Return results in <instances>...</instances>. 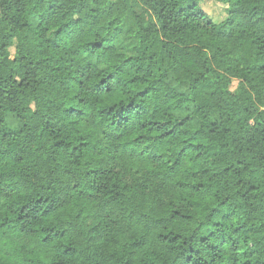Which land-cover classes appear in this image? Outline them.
<instances>
[{"label":"trees","instance_id":"obj_1","mask_svg":"<svg viewBox=\"0 0 264 264\" xmlns=\"http://www.w3.org/2000/svg\"><path fill=\"white\" fill-rule=\"evenodd\" d=\"M215 1L0 0V264H264V0Z\"/></svg>","mask_w":264,"mask_h":264},{"label":"rangeland","instance_id":"obj_2","mask_svg":"<svg viewBox=\"0 0 264 264\" xmlns=\"http://www.w3.org/2000/svg\"><path fill=\"white\" fill-rule=\"evenodd\" d=\"M201 7L209 14L211 19L215 22H220L226 18V13L221 12L225 10V4L215 0H200Z\"/></svg>","mask_w":264,"mask_h":264},{"label":"clouds","instance_id":"obj_3","mask_svg":"<svg viewBox=\"0 0 264 264\" xmlns=\"http://www.w3.org/2000/svg\"><path fill=\"white\" fill-rule=\"evenodd\" d=\"M228 6H231L230 4Z\"/></svg>","mask_w":264,"mask_h":264}]
</instances>
